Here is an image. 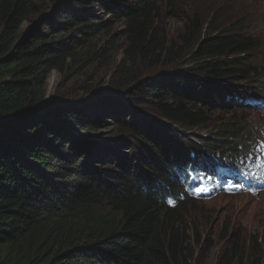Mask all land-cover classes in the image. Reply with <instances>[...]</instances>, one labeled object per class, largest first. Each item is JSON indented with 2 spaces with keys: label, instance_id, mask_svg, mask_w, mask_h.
I'll return each instance as SVG.
<instances>
[{
  "label": "trees",
  "instance_id": "obj_1",
  "mask_svg": "<svg viewBox=\"0 0 264 264\" xmlns=\"http://www.w3.org/2000/svg\"><path fill=\"white\" fill-rule=\"evenodd\" d=\"M97 1L124 21L123 46L100 44L108 27L94 20ZM110 2L58 0L45 13L34 0H0V264H206L216 245L206 218L194 219L195 201L174 204L171 164L190 151L252 149L238 120L217 131L208 121L251 95L260 43L239 19L217 26L197 14L170 39L156 0ZM107 61L108 89L84 85L78 103L57 96L35 113L50 72L74 77L82 64ZM107 125V137L85 141L91 127ZM206 130L213 138L180 135ZM221 235L214 264H264L256 236L240 228Z\"/></svg>",
  "mask_w": 264,
  "mask_h": 264
},
{
  "label": "rangeland",
  "instance_id": "obj_2",
  "mask_svg": "<svg viewBox=\"0 0 264 264\" xmlns=\"http://www.w3.org/2000/svg\"><path fill=\"white\" fill-rule=\"evenodd\" d=\"M35 3L40 6L41 9H45L44 12L48 13L52 10V7L58 0H34ZM64 1V0H62ZM130 0H111L110 4L120 3ZM158 11L155 12L157 22L160 30H164L170 39L176 38V36L184 29L189 18L197 14L204 22L210 23L211 21L217 26L222 22L230 20H241L242 29H245L247 35L251 38L258 40L260 45L258 50L254 51V54L258 58L256 60L259 67V71L264 76V0H156ZM93 8L96 10L97 17L94 20L102 21L106 23L108 27L106 33H101L98 39L100 44H103L106 40L113 39L117 41L116 45L123 46V39L119 38V33L124 28V21L117 20L111 16V11L108 13L105 9H102L98 5V1L95 2ZM91 4L86 5L89 6ZM40 14L35 15L32 20L25 21L22 25V31L27 34L36 23ZM113 23V26L111 24ZM97 41V38H96ZM122 56V47L119 48L115 57L119 60ZM108 61L97 64L94 67L85 69L83 64L79 67L77 75L74 77L60 74L58 71L53 70L49 73L46 86H45V98L44 104L39 105L41 111L58 104L56 100L57 96H61L67 100H73L72 104L78 103V98L81 96L82 86H90L92 91L97 92L99 90L108 89L110 87L109 81L113 79L112 71L114 66ZM254 74V73H253ZM91 98L90 100H92ZM92 101H95L93 99ZM55 103V104H54ZM128 107V114H137L139 110L133 106ZM258 119H264L258 112L252 108L248 109H232L231 112L215 110L208 121V128H216L218 130L222 121L234 122L238 120L240 123L254 122ZM115 124V123H110ZM103 127H91V133L85 136L86 142L98 143L101 138L107 137L111 130ZM182 137L190 135L193 138L208 135L213 138L212 132L200 131H183L180 132ZM199 140V139H198ZM92 161V159H90ZM252 180L256 182H264V168L260 172V175L252 177ZM250 186L243 187L248 189ZM252 187V186H251ZM195 201L197 204H191L195 221L207 220L206 228L208 229L206 236H213L216 239V245L208 252V263L214 264L217 259V253L222 247L220 238L221 233L226 228H234L246 233V236H256L258 242L264 244V194L260 197H253L250 195H217L211 199L202 198ZM195 205L196 207H193ZM242 207V208H241ZM248 207V208H247ZM206 214V216H204ZM247 237V238H249ZM208 246H205L203 250H206Z\"/></svg>",
  "mask_w": 264,
  "mask_h": 264
},
{
  "label": "water",
  "instance_id": "obj_3",
  "mask_svg": "<svg viewBox=\"0 0 264 264\" xmlns=\"http://www.w3.org/2000/svg\"><path fill=\"white\" fill-rule=\"evenodd\" d=\"M44 101V100H43ZM41 102L39 105H42V104H44V102ZM41 111V109H40V106H38L37 108H36V111H35V113H39Z\"/></svg>",
  "mask_w": 264,
  "mask_h": 264
}]
</instances>
